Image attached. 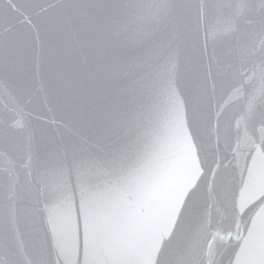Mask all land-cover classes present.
<instances>
[{
    "label": "snow or ice",
    "instance_id": "obj_1",
    "mask_svg": "<svg viewBox=\"0 0 264 264\" xmlns=\"http://www.w3.org/2000/svg\"><path fill=\"white\" fill-rule=\"evenodd\" d=\"M0 264H264V0H0Z\"/></svg>",
    "mask_w": 264,
    "mask_h": 264
}]
</instances>
